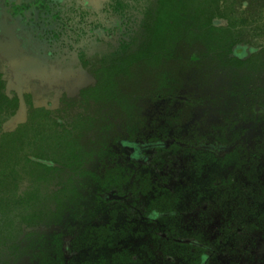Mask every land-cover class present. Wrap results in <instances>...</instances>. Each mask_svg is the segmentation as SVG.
Wrapping results in <instances>:
<instances>
[{
  "label": "rangeland",
  "instance_id": "obj_1",
  "mask_svg": "<svg viewBox=\"0 0 264 264\" xmlns=\"http://www.w3.org/2000/svg\"><path fill=\"white\" fill-rule=\"evenodd\" d=\"M180 2L184 20L153 57L147 40L123 55L111 42L91 40L80 53L50 58L44 44L23 47L0 20V71L10 76L7 93L21 98L16 116L1 114L0 144L20 138L22 152L38 154L32 122L39 124L45 110L67 136L62 158L51 149L35 155L51 169L24 164L15 187L18 194L38 188L53 209L60 198L63 211L22 226L9 248L0 238V264H52L61 256L64 264H111L124 253L134 264H183L162 246L175 219L186 232L203 224L206 230L208 223L240 217L245 207L261 222L237 219L236 236L219 246L207 235L206 264H264V0H220L234 6L235 18L263 19L244 27L237 48L249 59L239 66L231 63L233 54H217L209 25L202 23L212 0ZM156 5L165 15L175 0ZM26 90L35 103L32 118L22 98ZM128 140L136 146L128 148ZM111 162L120 170H104ZM144 175L152 179L151 190L133 192ZM63 186L78 198L68 203L58 194ZM233 187L243 195L231 201ZM167 195L177 197L174 214L151 210L153 200ZM6 217L0 212V227ZM250 224L255 227L246 229ZM99 227L110 236L95 238L90 230Z\"/></svg>",
  "mask_w": 264,
  "mask_h": 264
},
{
  "label": "trees",
  "instance_id": "obj_2",
  "mask_svg": "<svg viewBox=\"0 0 264 264\" xmlns=\"http://www.w3.org/2000/svg\"><path fill=\"white\" fill-rule=\"evenodd\" d=\"M156 3H159V0H154L153 3L151 0H118L120 8L119 18L122 21H126L131 41L152 40L154 41L153 47L158 48L163 44L162 41L164 39L172 36L175 25L183 22V17H185L184 14L186 13L184 4H181L180 0H175V8H172L173 12L168 10L165 15L156 10L160 7ZM212 3L214 5L213 8H206L202 12V23H204L205 27L209 25L210 30L207 32L212 36L213 41L216 42L217 54H229L236 44L242 42L244 27L258 23L263 19L258 21L256 19L243 18V16L235 18L234 6L231 10L227 8V5L221 4L220 0H212ZM261 7L262 4L260 5ZM175 10L177 11L176 13L174 12ZM215 19H223L227 21L228 25L226 27L215 26L213 22ZM128 44L126 41L122 42L120 46L122 52L128 51L130 47ZM231 63L239 66L244 62L234 57ZM9 77V75L0 72V118L1 114L5 111L10 116H16L21 106V98L16 93L12 95L7 93V80ZM22 98L30 115L29 117L32 118L36 112L32 93L26 90L22 93ZM38 118L42 119L39 124L32 122L37 140L41 142V147L37 149L38 154H43L48 152V149H51L53 152H56V157L62 158L67 148V142L65 141L67 136L63 135L65 131L64 127L50 117L47 110L43 111L42 117L40 114ZM58 128H62V130L59 131ZM23 146L24 143L20 138L6 139L0 144V170H4L1 172L4 176L0 178V212L7 216L4 224L0 227V238L2 245L8 248L11 247L13 241L10 238L13 237L15 231L21 230L22 226L35 225L39 220H43L49 216L58 218L63 211L62 208L65 203L58 198L55 208H51L49 205V195L42 194L38 188H32L25 194H18L16 192L15 187L18 175V171L16 170L23 168L24 164L39 166L46 170L51 169L41 159L35 157L38 154L31 153L34 155V157H31L28 154L29 152H22ZM71 151L73 152V158H75L77 153H75L74 149ZM139 180L143 187L141 191L146 192L150 188V178L148 176H140ZM69 192L70 195H68ZM58 194H62L67 199V202L71 198L74 199L79 196L77 192L75 193L70 189L67 190L66 186L60 188ZM166 202L165 205L158 204L157 207L160 212H170L173 210V203H170V201ZM95 234H97L100 240L104 235L110 236L111 233L109 229L100 228ZM94 237L96 238V236ZM161 240L163 248L168 251L170 256H184L190 264L200 263L202 249L190 244L180 243L177 241V238L173 237L162 238ZM62 258L64 257L55 258L52 264H64ZM102 260L100 259L99 262L108 263L106 260ZM114 262H117L116 258Z\"/></svg>",
  "mask_w": 264,
  "mask_h": 264
},
{
  "label": "flooded vegetation",
  "instance_id": "obj_3",
  "mask_svg": "<svg viewBox=\"0 0 264 264\" xmlns=\"http://www.w3.org/2000/svg\"><path fill=\"white\" fill-rule=\"evenodd\" d=\"M151 2L153 3L154 0H151ZM119 13L120 8L118 6V0H0V20L10 24L12 29L16 32V35L21 39L22 46H31L33 43L44 44L47 51L51 53L49 57L51 58V56L55 55L58 59H60L59 57L63 54L70 55L76 52L80 53V48H83V45L88 44L91 40H104L107 43L111 42V44L115 46V51L122 55L129 52L132 48L137 47L134 44H139L141 40H130V34L127 29L128 25L125 20H120ZM123 41L129 43L128 45L130 47L127 52H122V49H120ZM162 42L164 43V41ZM153 43L154 41L152 40L147 41V54L151 55V57H153V54L164 51L163 44L158 48H154ZM238 45L239 44H236L232 48L231 54L234 55L233 57L245 63L249 58L244 60L239 56V54H241V49L237 48ZM258 51H260V49ZM259 53L261 56V62L259 63L260 65H264V45ZM156 57H158V55H156ZM50 117H52L51 114ZM127 143L126 146L130 149L136 146V144H134L136 142H130L128 140ZM110 169L120 170L113 162L104 170ZM144 176L149 177V175ZM150 183V188L146 190V192H142L141 190L143 187L139 180L132 188V191L147 193L152 188V179ZM138 185H140L141 188L137 189L136 187ZM243 187H247V189L243 191H247L249 194V185ZM230 189L228 198L231 201L234 197H241V195H243V192L239 188L233 187ZM260 199L263 201L264 210V198ZM166 201L173 203L174 210L177 202V197L174 195L160 196L156 200H153L151 202V210L154 209L158 213L174 214L173 210V212H160L158 210V204L165 205L167 203ZM244 209L243 215H241V212L238 213L241 215L240 217L231 218L232 215H230L228 220L224 222H215V224L208 223V226L206 225V230L203 229V227H205L203 224L196 228H185L188 230L186 232L181 226L175 225V219L171 224V229L168 231V234L163 238H177V241L180 243L190 244L202 249V253H200L201 251L199 252L201 254L199 264H206L207 258L205 254L209 251L208 244L210 243L207 240V235H214V238H216L214 246H219L223 242H226L230 236H236L235 234H237L238 229L234 231L233 227L237 219L242 221L247 220V222L250 223L261 222V217L256 218V222L252 220V217L256 216L254 210H250L247 207ZM259 214L261 215V212ZM242 226H244V224H242ZM251 227H255V225L250 224L246 229ZM100 228L101 227L91 229V234L96 236L97 234L95 233H97ZM177 257H180L181 260L184 261L183 264H190L186 261L184 256ZM116 260L117 262L111 264H134L133 257L126 253L121 254Z\"/></svg>",
  "mask_w": 264,
  "mask_h": 264
}]
</instances>
